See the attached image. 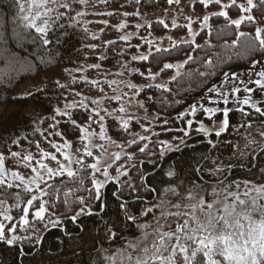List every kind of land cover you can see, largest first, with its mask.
<instances>
[{
  "label": "trees",
  "instance_id": "16d2710c",
  "mask_svg": "<svg viewBox=\"0 0 264 264\" xmlns=\"http://www.w3.org/2000/svg\"><path fill=\"white\" fill-rule=\"evenodd\" d=\"M120 1L122 0H115L113 5H119ZM125 1L134 5L133 0ZM135 1L137 2V0ZM166 1L138 0V5L142 9L153 10L165 7ZM235 1V5L231 9H226L229 11L230 19L238 18L241 15L237 5L246 4V0ZM36 5L39 6L41 13L50 6L47 3L41 5L37 2ZM254 5L255 8L249 13L254 16L253 22H245L237 29L224 18L211 16L208 27L198 32L194 41L190 42L191 46L185 44L182 50L161 52L157 61L159 67H151L152 73L160 72L165 77L175 74L167 82L166 88L170 89V93H165L162 89L146 87L139 94V98L142 99L149 112L159 116V121L162 124L164 119H169L167 127L172 131L165 132L161 125L159 127L160 135L146 143L148 147L145 153H139L137 146L133 145L130 148V151L133 152L131 163L138 170L128 168L126 159L125 169L129 175L121 177V180L133 178L134 183H141L145 186L155 185L159 189V192L153 190L150 194H145L143 205L135 199L127 201L134 215L142 208L155 204L153 215L147 216V219L151 218V222H149L151 227L147 230L156 227L155 218L160 217L162 212L168 216L169 213L177 211L171 206L159 207L162 201L166 205L180 202L170 195V189L175 188L177 194H181L183 189L182 195L186 203L191 204L197 199L193 186L198 187L199 182L191 174L193 169L197 170L196 175L200 176L204 183L211 185L207 189L208 195L205 199L207 202L217 199L211 193L218 180H225L233 192L236 191L235 185L228 178L235 181L249 180L254 185L264 184V171H262L264 170V145H261L262 139L259 135L260 132H264V118L252 110L249 111L251 113L249 116H243L238 111L230 112V127L226 132L220 137H216L214 134L209 137L216 145L214 149L211 146L206 148L208 139L195 132L189 135L185 143L174 154L167 153V159L159 157V148L154 143L162 137L171 136L175 131H178L177 129H183L185 120L173 119V114L187 105L194 96L203 94L206 87L221 79L220 76L208 77L205 82L199 76L200 72L211 70L219 72L221 70L228 71L229 68L246 67L251 58L260 55L244 51V45L254 39L255 28H264V0H255ZM16 12L14 0H0V49H6L11 54L0 55V107L3 109L0 114V154L3 156L10 157L11 152L34 151L37 149V145L39 148L43 147L49 141L48 138L53 137L48 136V133L53 131H50L49 127L53 123V110L73 99L75 92L80 89L76 73L70 72L78 65L99 63L105 68L113 69L120 64L127 63L126 73L134 81H147L148 72L144 71V75L141 76L140 71L148 69L149 62H128L129 55L134 52L133 49L125 50L126 52L121 55L123 48L115 43L108 44L101 53V55H106V60L101 61L99 59L101 55L97 49L85 47V45H92L94 40L77 21L69 19V17H73L72 12H65L62 19L53 25L48 45L42 44L39 40H33L34 35H39L34 32V29H23L22 24L18 25ZM57 13L54 11L52 15L55 16ZM43 18H38V22L42 23ZM153 25L160 29L157 34L165 31L158 24ZM21 29H23L24 39L18 43L15 34ZM176 29L185 32L184 28ZM238 31L248 32L249 37L238 39L236 35ZM175 32L180 33L179 31ZM232 40H237V44L232 45ZM168 49H173V47ZM153 54L155 55V52ZM188 55L193 56V60L187 64L184 63L178 73L173 72L172 69L160 71L164 63L185 61ZM206 61H212V63H206ZM134 68L138 71L130 74ZM73 77H75V81ZM29 83L35 85L32 90L24 92L25 86ZM58 84H63L65 87L61 89ZM150 95L152 96L151 101L147 99ZM161 100L166 101V106L161 104ZM176 100L181 103L175 104ZM74 113H78V115H74L78 124L87 121L88 117L84 111L75 110ZM58 126L59 131L66 137L74 136L77 131V126H72L70 121H61ZM37 128L40 130L39 132L34 131ZM109 133L119 140L123 139L115 127H111ZM17 139L19 143L14 145L12 141ZM228 145H232V147H228ZM262 148L263 150H261ZM204 157L209 159L205 160ZM175 160L187 161L191 167H184L183 172L169 177L165 173L167 171L175 172L174 169L169 168V165ZM212 161L216 162V167L223 169V176L218 173L217 177L213 178L207 174V171L203 173L199 171L200 168L209 169ZM229 161L231 167H228L227 162ZM153 163L156 164L155 168ZM115 169L113 166L109 170L110 175H115ZM141 175L142 179L138 181L134 179ZM51 184L55 185L54 198L56 204L60 206L59 211L52 215L53 210L49 209L42 220L32 222L25 235L34 237L33 240L18 242L13 246L0 242V264H121L120 254L124 253L128 242L143 241L142 230H138L135 225L127 226L131 222L120 225L121 237L115 243L108 238L104 231L106 223L116 221L117 204L115 201L119 199L120 202H125L123 198L112 195L113 185L118 191L120 184L109 182L108 185H105L101 189L102 199L99 203L103 204L107 201L108 207L102 211H95L97 202L93 199L90 203L93 205L94 215L92 217L82 216L79 218V222L70 219L74 214L72 205L76 204L78 208L77 197L88 196L87 189L91 188L89 173L83 189L78 186V181L64 176ZM177 185L182 186V189ZM242 188L243 184H241ZM70 189H74V191L70 192ZM65 193L68 195L66 196ZM127 194L125 192V195ZM199 195L203 197L204 192H200ZM0 197L8 198V201L12 203V213L15 216L18 215L20 209H17L15 205H22V202L29 199L28 194L21 190H14V188L0 190ZM259 202H263V199ZM185 209L182 208L180 211L183 212ZM121 218L123 219V215ZM49 219H60L61 222L59 226L54 227L49 224ZM147 219L141 216L138 222L142 223ZM176 219L171 218L168 222L161 220L160 224H171ZM101 237H103V243H101ZM36 239L39 240V243H36ZM17 248H31L32 251L27 256L18 257L16 255ZM124 254L127 255V253Z\"/></svg>",
  "mask_w": 264,
  "mask_h": 264
},
{
  "label": "snow or ice",
  "instance_id": "6c2138e0",
  "mask_svg": "<svg viewBox=\"0 0 264 264\" xmlns=\"http://www.w3.org/2000/svg\"><path fill=\"white\" fill-rule=\"evenodd\" d=\"M81 3H84V0H80ZM138 2V0H137ZM173 0H168V3H172ZM201 4L207 7L209 4L215 3L220 5L221 0H200ZM51 3L61 8H69L67 3L60 4L58 0H51ZM235 5V0H232V4H224L221 6V10L217 12H212L211 16L213 17H222L231 25H234L239 29L242 24L245 22H253L254 16L248 13H251L255 8L253 0H246V6L244 4L237 5L241 15L238 18L230 19L229 11L225 9H231ZM14 6L17 9L16 19L18 25L22 24L23 29L33 30L36 34L34 35L33 40H39L42 44L48 45L50 42L51 29L53 25H56L64 15L63 12L57 13L55 16L52 13L55 11L54 8H46V10L41 13L39 11V6L36 5V0H14ZM77 15H83V13H77ZM109 16H112L113 13L109 12ZM125 16L130 15L129 13H124ZM44 17L42 23L38 22V18ZM209 16L205 15L203 17L202 27L208 26ZM69 19H74V17H69ZM107 23V22H105ZM159 24H164L163 20L158 22ZM173 28H183V25H177L173 23ZM120 28L124 27V24L119 25ZM142 26L137 24L136 28L140 29ZM167 27V25H164ZM188 32L190 35H197L192 30V21L189 19ZM23 29L16 32V41L22 42L24 39ZM239 38H248L249 33L245 31H238L236 33ZM132 38V34L122 35L120 40L128 41ZM171 40V37H169ZM237 40H232V45L237 44ZM258 42V46H257ZM109 44H113L114 41H108ZM145 44L149 46V51L146 54L133 55L131 57L132 61H147L150 64V67L146 70L140 71V75H144V71H147L149 77L152 80L156 79V76L160 73L153 74L151 72V67H159L158 56L161 52H170L172 50H182L185 44L191 46L189 41H183L181 44H173V49H161L155 48V55L153 54L151 40H145ZM85 47L94 48L95 45H85ZM244 51L246 53H259L258 57H253L250 59L249 65L245 68H229L228 71H215L211 70L208 72H200L199 76L203 78L206 82L208 77L220 76L221 79L212 83L211 86L206 87L204 93L197 97L193 102L188 105L186 108L182 109L178 114L174 113L172 118L176 120H186V123L189 128L196 123L194 119H189L187 117H195L201 111L205 114L206 118L211 119L216 114L222 113V121L218 126V130L214 132L216 137H220L221 134L225 133L226 130L230 127V112L238 111L243 116H249L250 112L244 111V106H248L252 111L259 114L260 117L264 118V108L258 105H264V28L257 27L255 28V36L253 40H250L246 45H244ZM125 52L124 49L121 50V55ZM0 55H11L7 52L6 49H0ZM239 55V53H238ZM99 59L101 61L106 60V55L102 54ZM193 60V56L188 55L187 60L184 61L187 64L189 61ZM224 62L223 60L221 61ZM206 63H212V61H206ZM176 67H181L182 65H175ZM91 68H99V64L90 65ZM122 67L127 71V65L123 64ZM174 65L172 63H164L163 68L160 69L161 72L164 70L172 69ZM79 71V69L77 70ZM136 69H132L130 74L136 73ZM123 74V73H121ZM175 79V77H173ZM75 81V77H73ZM106 83L115 84L116 81H105ZM93 84L99 83V81H92ZM253 85L255 87H253ZM58 86L63 89L65 86L63 84H58ZM128 88L135 89L136 85L128 83L125 85ZM148 89H162L165 93H170V89L166 88L163 83L148 84ZM139 93L141 89H136ZM243 92L245 95L243 98H240L237 94ZM259 92V96L255 99L253 94ZM127 95V93H124ZM110 100H121V95H114L109 98ZM149 101L152 100V96L147 97ZM207 101V105L205 104ZM161 104L166 106V101L161 100ZM175 104H180L181 101H174ZM237 105L238 107L229 108V104ZM92 104L98 105L99 101L93 100ZM81 107L87 109V105L83 101L80 102ZM141 107L144 106V102H140ZM223 105V107H221ZM75 104L65 105V110L62 112L60 108L53 110V120L54 124L49 125L53 131L48 133V136L63 137L61 131H55L56 127L61 123L59 119H56L57 116L64 117L68 116L70 124L72 126H78V121L73 119L72 116L78 115V113L69 112L68 109L75 108ZM95 111V109H93ZM121 113L125 112L124 107L119 109ZM88 120L92 121L93 117L89 114L88 111H85ZM96 115L99 116L101 121L104 120V116H100L99 112H96ZM158 118V117H157ZM122 121L120 127L127 129L129 127V120L135 119V117L129 115L128 119L123 117H117ZM139 122V121H137ZM169 119H164L162 127L165 132L170 133L171 128H168L167 125ZM103 124H101V133L103 134ZM144 132L151 133L152 137L159 136L160 133L153 132L150 127H144L143 124L140 125ZM217 126L214 124L213 128ZM251 127V125H249ZM178 131L183 132V137L180 138L179 143H173L168 140H156L154 143L159 148V157L167 159V153H175L181 145L184 143V138L190 135V132L185 129H177ZM198 133L203 134L204 137L210 135V129L205 126L204 123H198V127L195 129ZM35 132L40 130L34 129ZM83 131V130H81ZM86 135H82L80 139H85ZM134 136L138 134H133ZM259 135L264 137V132H260ZM151 137L147 135H138V140L133 138L128 141L131 145H136L139 153H145L148 147L145 144L143 147L139 146V142L150 140ZM12 143L18 144L19 140H13ZM31 144V142H30ZM67 144L63 147H66ZM211 146L213 149L216 145L211 139H208L207 145L205 147ZM52 147L56 149L57 152L62 150V146L59 144H52ZM85 155L88 158L93 156V152L90 150V145H85ZM232 147V145H228ZM39 149V145H37ZM11 157H19L20 152H11ZM42 158L48 157V152H40ZM24 161H31L33 155L29 153L22 157ZM53 161H56L58 165L57 168L48 167L47 164L37 161L39 168L46 170V172L37 171L36 168H32V172L35 175L30 176L27 180L25 176L20 175L18 172H11V181L8 183V188L11 189L14 186L17 188H22V191L25 193H30L33 191L31 185L35 186V191L39 195H32L30 199L27 200V206L23 207L24 215L20 216L19 222L11 223V226H8L4 221L12 222L14 217L12 215H6L0 213L2 216V221H0V242H3L5 245L13 246L17 245L18 242L22 243L25 241H31L34 239L32 236L27 235H18L17 232L20 228L28 225L29 221L26 217L29 214V208L35 207L38 203L37 210L32 213V216L36 220H42L45 217V214L49 209H52V215H55L59 211L60 206L56 204L54 198L55 185L50 184L49 181L54 177H62L66 174L68 178L78 181V186L83 189L86 180L88 179L89 170L91 171L90 183L91 188L88 190L87 197H77V203L79 207H76V204L72 205V210L74 214L70 217L71 221L79 222V218L82 216L92 217L94 215L93 205L90 203L93 199L97 202L95 205V211H102L108 207V202L105 201L103 204L99 203L102 199L101 189L108 185L109 182H114L115 184H120V189L117 191L113 185V196H119L123 198L125 202H120L119 199L115 201L117 204L116 221H109L104 225V231L107 233L109 239L116 242L121 237L120 225L126 222H131L127 226L131 227L135 225L138 230H147L151 227L150 224L139 223L141 216L144 219H147L148 215H153V207L142 208L135 215L131 210V206L127 203L128 200L135 199L139 204L143 205L145 194H150L153 190L159 192V189L155 185L145 186L141 183H134L133 178H128L121 180V177H127L129 175L128 171L125 169V165L122 164L120 167L116 168V175H110L109 170L113 167V164H109L105 168L99 166V161L96 163H87L85 158L80 157L77 159H72L68 153H64V161L66 163H61L57 160L56 156H51ZM121 159V153L117 152L115 154V160L119 161ZM205 160H208V157H204ZM133 161V156H127V167L134 170L135 168L131 162ZM115 163V161L113 162ZM215 161H212V165L209 169L205 170L200 168L201 173L207 171V174L210 177L216 178L219 173L221 176L224 175L223 169L215 166ZM5 157L0 154V186L5 184L7 178V173L4 169ZM228 167H231V162H227ZM75 166V170H74ZM156 164L153 163L155 168ZM28 165H25L27 168ZM184 167H191L187 161L175 160L169 165L170 169L174 171H167L165 174L169 177L174 174L178 175L183 172ZM196 169L192 170V175L195 177L196 181L199 182L198 187L194 185V190L196 192V198L199 201V208L196 205L186 203L182 195L183 189L181 187V194H177L176 189H170V195L175 199L179 200V203H173L171 205H166L164 201L161 202L159 207L164 208L166 206H171L177 209L174 213H169L168 216H165L162 212L160 217L155 218L157 223L156 227L160 228L163 225L160 224V221L163 220L168 222L171 218H179L182 216H187V211H180L182 208L189 209L191 212V219H184L182 224H178L174 230H169L165 232L157 231L155 236L158 238L159 243L157 244L153 241L152 246H145L146 242H138L136 240L129 241L127 248L124 249V253L120 254L121 264H264V204L259 203L260 200L264 199V184L254 185L251 184L249 180L235 181L232 178L228 180L232 181L235 185L236 191L233 192L230 190L229 184L225 180H218L216 187L212 189L211 195L219 199H215L213 203L205 204V199L208 195L207 189L211 185L204 183L201 180V177L196 175ZM264 171V170H262ZM97 174L102 175V179L97 178ZM135 180L142 179V175L135 177ZM16 182H19L18 184ZM241 184H243V190L241 191ZM43 185V186H42ZM144 189V191H141ZM70 192L74 189H70ZM125 192L128 194L125 195ZM200 192H204V196L201 197ZM67 196L68 193H65ZM47 197L46 199H43ZM243 197V198H241ZM231 199V202L227 201ZM36 202V203H34ZM223 205L222 209L219 207ZM155 206V204L153 205ZM15 207L18 209L21 207L20 204H16ZM259 214V219H254V214ZM107 215V213H104ZM123 215V219L121 218ZM201 216L203 219H201ZM247 221V224L243 223ZM49 224L52 226H59L60 219H49ZM183 233V234H181ZM175 238L176 243H168ZM101 243H103V237L100 238ZM36 243H39V240L36 239ZM123 247V246H122ZM170 249V251H169ZM32 251L31 248L23 249L17 248L16 255L27 256Z\"/></svg>",
  "mask_w": 264,
  "mask_h": 264
},
{
  "label": "rangeland",
  "instance_id": "374dc122",
  "mask_svg": "<svg viewBox=\"0 0 264 264\" xmlns=\"http://www.w3.org/2000/svg\"><path fill=\"white\" fill-rule=\"evenodd\" d=\"M115 0H84V3H81L80 0H58L60 4L67 3L69 8H61L57 7L56 5L51 3V0H36L37 3L42 4H50L48 8H54L55 12H72L74 20L77 21L84 29H86L90 36L93 38L94 42L92 45H95V49H97L99 55L106 49L107 45L109 44L108 41H114L115 44L123 48L124 50L133 49V53L129 55L128 62H137L132 61L131 57L133 55L139 54H146L149 51V46L144 43L145 40H151L153 42L152 49L155 52V48L161 49H168L173 47V44H180L183 41L193 42L195 36L190 35L188 32V22L189 19L192 21V30L194 33L198 34V32L208 26L202 27L203 17L208 15L211 17L212 12H217L221 10V6L224 4H232V0H221L220 5H216L215 3L209 4L205 7L201 4L200 0H173L170 4L167 2V5L163 8L158 9H142L138 2L133 0L134 5H130L128 1L122 0L119 2V5L114 6L113 2ZM255 0H253L254 3ZM236 2V1H235ZM246 6V4H245ZM203 10V11H200ZM226 10V9H225ZM200 11V12H199ZM113 13L112 16H109L108 13ZM77 13H83V15H77ZM124 13H129L130 15L125 16ZM249 14V13H248ZM160 20L164 21V24H159ZM107 22V23H105ZM123 23L124 27L120 28L119 25ZM173 23L177 25H183L185 32H180V29L173 28ZM139 24L142 27L140 29L136 28V25ZM153 24H158L160 28H163L165 31L161 34H157V31L160 30L159 27L154 26ZM167 25V27H164ZM209 25V23H208ZM175 31H179L180 33H176ZM113 32V33H112ZM109 33V35H106ZM132 34V38L128 41L120 40L122 35H129ZM171 37V40L169 39ZM126 52V51H125ZM99 64V63H93ZM78 65L76 68L70 70L71 73H76V78L79 81L80 89L75 92V97L70 101L66 102L60 108L63 112L65 110V105L67 104H75L76 107L72 109H68L69 112L74 113L75 110H82L88 111L89 114L92 115L93 120L87 121L83 124H78L77 131L75 132L74 136L66 137H56L53 136L52 138H48L49 141L43 147L37 148L34 151L25 150L22 151L19 157H5V164L4 169L7 173V178L5 180V184L0 186V190L9 189L8 183L11 181V172L15 171L18 172L20 175L25 176L27 180L30 176L35 175L32 172V168H36L37 171L46 172V170H42L39 168L37 161L41 163L47 164L48 167L57 168L58 165L56 161L51 159V156L55 155L57 160L61 163H66L64 161V153H68L72 159H77L80 157L85 158L87 163H96L99 161V166L103 169L107 167L109 164H113L115 168L120 167V165L124 164L126 166V159L128 155L133 156V152L130 151V148L133 146L128 143L129 140L136 138L138 140V135H147L150 136L152 140L154 137L151 136V133L144 132L143 129L140 127L141 124L144 127H150L153 132L159 133V127L162 124L159 121V116L156 113L149 112L144 104L141 107L140 102L142 99L139 98V94L141 92H137L136 89L144 90L148 84H156V83H163L165 87H167V82L169 79L175 75L172 74L171 76L165 77L161 74L156 76L155 80H152L149 75L147 76V81L145 82H137L134 81L133 78L130 77L122 67L123 64L117 66V68H105L101 66L99 68H91L90 65ZM129 64V63H128ZM174 67L172 68L173 72L178 73L181 71L184 65V61H176L172 62ZM127 65V63H126ZM175 65H182L181 67H176ZM247 67V66H246ZM245 68V67H242ZM79 69V71H77ZM136 69V68H134ZM138 71V69H136ZM123 73V74H121ZM160 73V72H157ZM156 74V73H153ZM92 81H99V83L93 84ZM105 81H116L115 84H109ZM128 83H132L136 85L135 89L128 88L125 85ZM34 83H29L25 86L24 92L28 90H32L34 87ZM253 87H255L253 85ZM127 93V95H124ZM114 95H121V100H110L109 98ZM202 94H198L194 96L190 102L185 105L184 107L180 108L177 111V114L188 105H190L193 100L197 97L201 96ZM240 98H243L245 95L243 92L237 94ZM260 94L256 92L253 94V98L255 99ZM93 100L99 101L98 105L92 104ZM83 101L85 105H87V109L81 107L80 102ZM207 105V101H205ZM264 107V105H258ZM124 107L125 112L121 113L119 109ZM223 107V105H221ZM227 107L234 108L238 107L237 105L229 104ZM95 109V111H93ZM2 107H0V114L2 113ZM99 112L100 116H104V120L101 121L99 116L96 115V112ZM244 111H251L248 106H244ZM129 115L135 117V119L129 120V127L124 129L119 125L122 124L120 119L117 117H123L124 119H128ZM158 117V118H157ZM73 119L74 116H72ZM189 119H194L196 123H193L191 128L188 127L186 120H185V127L183 129L188 130L190 134L192 132L198 133L195 129L198 127V123L202 122L205 124L206 127L210 129V135L214 134L216 130H218V126L222 121V113L216 114L211 119L206 118L205 114L201 111L195 117H187ZM56 119L60 121H70L68 116L60 117L57 116ZM139 121V122H137ZM55 121L53 120L54 124ZM51 124V125H52ZM101 124H103V134L101 133ZM216 125V128H213V125ZM111 127H115L121 134L122 140H119L112 136L109 133ZM53 130L50 128V131ZM59 131V126L56 127L55 131ZM83 130V131H81ZM86 135L85 139H80L82 135ZM133 134H138L134 136ZM200 134V133H198ZM203 135V134H202ZM209 136L205 137L209 139ZM50 137V136H49ZM183 137L182 131H175L169 137H162L160 140H168L173 143H179L180 138ZM189 137V136H188ZM184 138V143L187 138ZM150 139V140H151ZM261 145H264V137H261ZM150 140L139 142L140 146L143 147L146 143H149ZM151 140V141H152ZM67 144L66 147H63ZM183 143V144H184ZM52 144H59L62 146V150L57 152L55 148L52 147ZM85 145H90V150L93 152V156L91 158L86 157L85 155ZM48 152L49 156L42 158L40 152ZM119 152L121 153V159L119 161L115 160V154ZM31 153L33 155V159L31 161H24L22 159L23 156L28 155ZM115 161V163H113ZM25 165H28L25 168ZM75 170V166H74ZM126 169H122L124 171ZM116 175V171H115ZM91 176V171L89 170V177ZM64 177H67L66 174ZM60 177H54L49 183H53L55 180L59 179ZM97 178L102 179V175L97 174ZM17 184L19 182H16ZM43 186V185H42ZM30 187L33 188V191L28 194L29 199L32 195H39L38 192L35 191V186L31 185ZM14 190H21L22 188L13 187ZM12 188V189H13ZM243 189V188H242ZM241 189V191H242ZM23 192V191H22ZM235 192V191H234ZM4 194V193H3ZM243 198V197H241ZM44 199V198H43ZM219 199V198H217ZM13 201V200H12ZM205 201L207 203H213ZM228 203L231 202V199L227 201ZM36 203V202H34ZM264 204L263 202H259ZM12 203L8 201L6 197H0V213L6 215H12L14 217L12 222L4 221L8 226H11V223L19 222L20 216L24 215L23 207L27 206V200L22 202V205L19 209L18 215L15 216L12 213ZM192 205H196L199 208V201L198 198L194 200ZM38 203H36L35 207L29 208V214L26 217L29 223L23 228H20L17 232L18 235H25L26 230L28 227L32 225V222L36 219L33 218L32 213L37 210ZM154 207V206H151ZM221 209L223 205L219 206ZM154 210V208H153ZM184 211L188 212L187 216H182L171 222V224H162L163 227L160 228H153L151 230H142L141 236L143 238L142 242H146L145 246L151 247L153 241L157 244L159 243L158 238L155 236L157 231L165 232L169 230H174L178 224H182L184 219H191V212L189 209H185ZM183 211V212H184ZM254 219H259V214H254ZM201 219L203 217L201 216ZM0 221H2V216H0ZM151 222V218L147 219L145 224H149ZM243 223L247 224V221H243ZM183 234V233H181ZM168 243H176L175 238ZM170 251V249H169ZM120 260V259H119Z\"/></svg>",
  "mask_w": 264,
  "mask_h": 264
},
{
  "label": "water",
  "instance_id": "95a60500",
  "mask_svg": "<svg viewBox=\"0 0 264 264\" xmlns=\"http://www.w3.org/2000/svg\"><path fill=\"white\" fill-rule=\"evenodd\" d=\"M261 150H263V148Z\"/></svg>",
  "mask_w": 264,
  "mask_h": 264
}]
</instances>
